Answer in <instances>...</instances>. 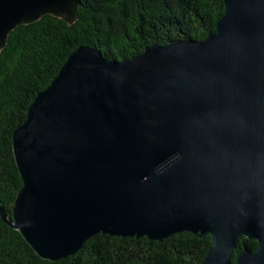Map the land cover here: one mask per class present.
I'll return each instance as SVG.
<instances>
[{
	"label": "water",
	"instance_id": "obj_1",
	"mask_svg": "<svg viewBox=\"0 0 264 264\" xmlns=\"http://www.w3.org/2000/svg\"><path fill=\"white\" fill-rule=\"evenodd\" d=\"M79 0H0V49L17 25ZM202 40L124 60L73 51L13 132L23 180L6 222L43 258L97 233L211 235L203 264H264V0H224ZM258 242L233 255L240 237Z\"/></svg>",
	"mask_w": 264,
	"mask_h": 264
},
{
	"label": "trees",
	"instance_id": "obj_2",
	"mask_svg": "<svg viewBox=\"0 0 264 264\" xmlns=\"http://www.w3.org/2000/svg\"><path fill=\"white\" fill-rule=\"evenodd\" d=\"M224 0H79L72 22L53 13L17 25L0 49V264H203L211 235L183 231L163 240L97 233L76 253L41 257L22 233L8 224L23 180L13 152V132L37 94L46 89L79 46L124 60L150 44L202 40L216 28ZM258 242L240 237L237 252Z\"/></svg>",
	"mask_w": 264,
	"mask_h": 264
}]
</instances>
